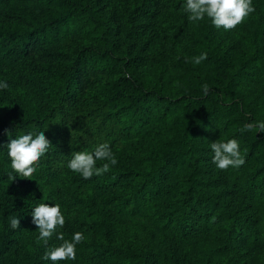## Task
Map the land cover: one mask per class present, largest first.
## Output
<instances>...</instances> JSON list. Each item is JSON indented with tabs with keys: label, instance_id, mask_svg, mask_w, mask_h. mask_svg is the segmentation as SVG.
I'll list each match as a JSON object with an SVG mask.
<instances>
[{
	"label": "trees",
	"instance_id": "trees-1",
	"mask_svg": "<svg viewBox=\"0 0 264 264\" xmlns=\"http://www.w3.org/2000/svg\"><path fill=\"white\" fill-rule=\"evenodd\" d=\"M252 2L224 31L189 24L184 0H0V264H51L32 223L39 203L61 205L66 239L84 234L77 264H264V132L240 131L264 121V0ZM28 130L51 146L13 183L6 133ZM233 138L245 164L219 170L210 143ZM100 143L116 166L87 180L69 171L72 153Z\"/></svg>",
	"mask_w": 264,
	"mask_h": 264
},
{
	"label": "clouds",
	"instance_id": "clouds-1",
	"mask_svg": "<svg viewBox=\"0 0 264 264\" xmlns=\"http://www.w3.org/2000/svg\"><path fill=\"white\" fill-rule=\"evenodd\" d=\"M187 15L189 24L210 20L212 26L224 31L234 30L245 19L255 12L252 0H184L182 5ZM207 53L191 58V62L200 65L207 60ZM7 80L0 79V91L9 89ZM211 89L207 84L202 85L203 97H208ZM243 132H264V121L252 120L240 129ZM10 143L6 145L7 156L10 159L9 179L13 182L17 176L32 177L36 173L39 162L51 146L45 135V131L28 130L15 134L9 131ZM212 151V163L219 170L229 168L238 169L245 164V158L241 153V146L237 139L218 140L210 143ZM97 162H100L98 166ZM118 160L108 143L98 144L94 151L83 150L72 153L68 159L67 168L72 173L78 174L85 180L93 176H101L108 173ZM32 223L38 229L37 241L41 242L46 249L41 259L44 262L58 264V262L77 260V246L85 237L82 232L72 233L69 239L61 231L66 223V216L59 203H39L31 212ZM22 217L12 214L8 218V225L12 229H20ZM55 237L61 241L59 246H49V241Z\"/></svg>",
	"mask_w": 264,
	"mask_h": 264
},
{
	"label": "rangeland",
	"instance_id": "rangeland-1",
	"mask_svg": "<svg viewBox=\"0 0 264 264\" xmlns=\"http://www.w3.org/2000/svg\"><path fill=\"white\" fill-rule=\"evenodd\" d=\"M105 3L106 2H104L103 3V5L104 6H101V8H102V11H103V13H104V15L106 16V17H108L109 16V14L111 13V12H113V11H115V9H116V7L114 6V7H112V6H110V4L109 3H107V5L105 6ZM148 18V17H147ZM160 22H161V19H160ZM142 23H150V24H153L154 25V23H156V22H154V21H152L151 22V20H145V21H143L142 19L138 22V24L140 25V24H142ZM160 29H162V31L164 32V30H163V27H161L160 26ZM125 31V30H124ZM124 39H125V36L122 34V35H118L117 36V38H116V41H118V42H123L124 41ZM124 48H126V44L124 45ZM133 55H135V54H133ZM140 71L142 70V68H140L139 69ZM99 137V136H98ZM98 137L97 136H93V137H91L90 139H89V142L91 143V144H94V143H96V141L98 140ZM77 138V136L75 135V134H73V137H72V139L71 140H75ZM84 138V137H83ZM84 139H86V138H84ZM1 183V182H0ZM14 183V182H13ZM14 184H12V186H13ZM3 188H5V189H7V186L6 185H2L1 187H0V189H3ZM11 191V190H10ZM102 192L103 191H100V192H98L97 193V196H95L94 197V199L95 200H98V203L97 204H99L100 202H101V200H102ZM92 192H89V190L88 191H84V194L85 195H90ZM95 194V193H94ZM93 194V195H94ZM0 195H1V197L3 196V194H2V192H0ZM92 195V196H93ZM92 203V201L89 203V204H84L85 206L84 207H82L81 209H80V213L81 212H83V211H88V210H90L91 209V207H90V205H92L91 204ZM50 204V203H49ZM0 214L2 215L3 214V212H2V208L0 207ZM10 216V215H9ZM23 222V221H22ZM61 231L63 232V229H61ZM16 236H15V240H14V242H12V244H10L9 245V250H10V255H14L16 252H18V247L20 246V242L18 241V240H16V239H18V235L17 234H15ZM57 240H55V242H56ZM172 242V245L173 246H175L176 247V242L175 241H171ZM52 246H55L54 244H52ZM164 247H170V245H164ZM164 251H167V249L166 248H164L163 249ZM16 255H18V254H16ZM5 256H8V255H5ZM4 256V257H5ZM24 257V256H23ZM79 258V254L77 253V259ZM10 260V257L8 256L7 258H6V261H9ZM2 261H5V259L3 260V258H2ZM14 263L15 264H23V259H22V255H20L18 258H15L14 259ZM13 263V264H14ZM72 263V262H71ZM75 264H77V261H75L74 262Z\"/></svg>",
	"mask_w": 264,
	"mask_h": 264
}]
</instances>
